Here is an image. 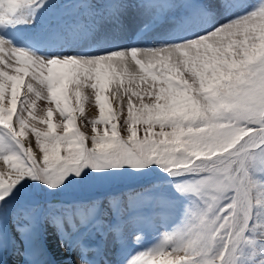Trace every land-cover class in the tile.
I'll use <instances>...</instances> for the list:
<instances>
[{
	"label": "snow or ice",
	"instance_id": "6c2138e0",
	"mask_svg": "<svg viewBox=\"0 0 264 264\" xmlns=\"http://www.w3.org/2000/svg\"><path fill=\"white\" fill-rule=\"evenodd\" d=\"M129 2L0 0V264L9 247L46 264L45 226L75 264H264V0H183L209 27L156 46L137 45L178 0H135L148 19L133 46L38 54L105 24L119 33ZM59 3L79 14L41 24ZM19 26L32 47L8 38ZM93 95L86 133L75 113ZM157 169L170 191L112 187Z\"/></svg>",
	"mask_w": 264,
	"mask_h": 264
},
{
	"label": "bare ground",
	"instance_id": "6f19581e",
	"mask_svg": "<svg viewBox=\"0 0 264 264\" xmlns=\"http://www.w3.org/2000/svg\"><path fill=\"white\" fill-rule=\"evenodd\" d=\"M195 0H192V4L195 5ZM135 8H133V7ZM129 8L135 12L133 18L129 22L125 34L120 35L119 33H115L112 30L111 25H102L101 28L93 33L91 36H84L76 39H69L66 41V44L69 45L67 48H61L60 51H67L68 53H73L74 55H97L105 50H111L113 47H130L132 45V41L136 39L137 33L139 29L143 26L148 19V16L145 14L143 7H141L135 0H130L128 3ZM79 14V13H78ZM228 17L224 15H217L215 17L216 22H223ZM56 20V18L54 19ZM47 21L44 20L41 24H45ZM209 27V25L199 22L195 18L194 11L192 8L188 7L183 0H178L177 6L167 14V21L163 25H156L152 27L149 31L145 32L141 39L140 45L137 46H156L161 43H174L178 42L180 38H192L197 32H202L205 28ZM18 33L13 34L14 39L10 35L7 34L8 38L13 40L15 45L19 44H27L25 43L26 39L32 34V28H21L18 27ZM11 33V30L9 31ZM103 43H108L104 46L99 45L98 41H102L106 37ZM91 39H99L97 40V47H90V44H84L90 41ZM75 44L70 46L71 44ZM28 46H31L27 44ZM49 244L52 245L55 252L60 253L63 248L60 247L59 242L53 243L51 239H49ZM62 253V252H61ZM60 253V254H61ZM65 258L67 255H63ZM14 257V256H13ZM75 263V262H74Z\"/></svg>",
	"mask_w": 264,
	"mask_h": 264
},
{
	"label": "rangeland",
	"instance_id": "374dc122",
	"mask_svg": "<svg viewBox=\"0 0 264 264\" xmlns=\"http://www.w3.org/2000/svg\"><path fill=\"white\" fill-rule=\"evenodd\" d=\"M195 2H197V0H195ZM77 14H78V12L73 11V5L65 4V3H59V4L54 5L50 10L41 13L40 20L42 22V20H44L45 18L48 17L47 20H49V22L54 23L56 21V20H54L55 18H60V19H68L69 18L70 19L71 17H73ZM134 14H135V12L133 10H131V8H129V7H127L125 12L122 14V19L124 22V28L119 32V34L121 36L125 34L126 28L129 24V22L131 21V18H133ZM19 27H21L23 29V28H27L28 26H19ZM13 34H15L14 30H11V33L8 32V35H10L12 37V39H14ZM106 44H108V43H103L100 45L104 46ZM16 46H21V45H16ZM21 47H32V46H21ZM51 49H53V48H51ZM65 52L66 53H64L63 51H50L49 49H41L38 51V54L39 55H49V56L57 55V54H59V55H74L73 53H68L67 51H65ZM88 91H90V90H88ZM82 95H86V93H82ZM46 103L47 102L43 101V100L37 101V106L34 109V111H37L41 108H45ZM73 103H74V98H73ZM108 103L113 108V111L115 112L116 111L115 105H114V102L111 100V98H109ZM52 106L54 107V105H52ZM81 106H82V111H77L75 113L77 125L80 127L81 131H84L86 133H90L91 132V124H88L87 127H83L80 124V121L83 120L84 123L87 124V122L89 120L98 119L99 111L95 106L94 95L92 97L91 103H89L88 100L85 99L82 101ZM125 111H126V109H125ZM106 115H107V109H106ZM59 118H60L59 113L54 112L53 113V123H56L59 120ZM111 122H116V121L113 120ZM98 128L102 131L104 129V125H98ZM118 129H119V125H118ZM32 146L35 147L34 138H32ZM169 179L170 178L167 176V174H165L163 172H158L156 170L155 173L145 175V176L129 178V179H125V180L118 179L119 182H117V183L122 182V184H120L119 186L113 187V189L114 190H123V189L128 188V187L140 189L142 187L148 186L151 183H160L162 186H164L165 190L170 191L171 190L170 184L167 183L169 181ZM117 183H114V184H117ZM74 189H76L75 186L70 188L63 195L64 196L70 195L71 190L74 191ZM184 202L185 201L181 198V203H184ZM162 230L163 229H160V228H157L155 231L148 230L147 235H146L142 245L131 244V240L129 238V249L134 251L138 247L151 246L156 241V238L159 235V232ZM49 239H51L53 243L55 241H56L55 243H57V241H58V238L55 234V230L53 228H51L50 226H45V228L42 232L41 240H42L43 246H44L46 253H47L46 264H75L74 263V257L76 256L75 252L65 251L64 249H62V251H60V253L61 252L62 253L58 254V252L54 251L52 245L49 244L50 243ZM65 254L67 255L66 258L63 256ZM2 264H26V262L21 255L17 254L15 249H13L12 247H9L8 249L5 250Z\"/></svg>",
	"mask_w": 264,
	"mask_h": 264
},
{
	"label": "trees",
	"instance_id": "16d2710c",
	"mask_svg": "<svg viewBox=\"0 0 264 264\" xmlns=\"http://www.w3.org/2000/svg\"><path fill=\"white\" fill-rule=\"evenodd\" d=\"M157 170H159V169H157ZM119 180L117 179V181L116 182H114V183H117ZM75 188L76 189H74V191H72V193H75V192H77V191H79V188H78V186H75Z\"/></svg>",
	"mask_w": 264,
	"mask_h": 264
}]
</instances>
